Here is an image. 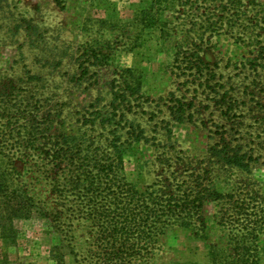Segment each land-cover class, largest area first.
Segmentation results:
<instances>
[{
    "label": "rangeland",
    "instance_id": "rangeland-1",
    "mask_svg": "<svg viewBox=\"0 0 264 264\" xmlns=\"http://www.w3.org/2000/svg\"><path fill=\"white\" fill-rule=\"evenodd\" d=\"M1 77L24 105L0 108V170L12 203L23 193L32 211L0 203L14 228L7 241L0 229V264H104L95 221L66 213L79 204L65 185L73 166L55 177L50 160L54 138L84 133L113 140L140 193L174 177L208 192L139 264H264V227L252 230L264 217V0H0ZM223 138L248 166L220 172L226 196L213 200L209 149Z\"/></svg>",
    "mask_w": 264,
    "mask_h": 264
},
{
    "label": "trees",
    "instance_id": "trees-1",
    "mask_svg": "<svg viewBox=\"0 0 264 264\" xmlns=\"http://www.w3.org/2000/svg\"><path fill=\"white\" fill-rule=\"evenodd\" d=\"M21 27L33 30L36 26L32 25L29 20H25ZM13 28L18 30L20 26L14 24L11 29ZM33 77L30 79H35L34 85H37L41 80L38 76ZM3 82V77H1L0 108L7 109V114H10L12 109H19L24 105L22 104L24 98L17 91L16 85L7 89ZM62 107L63 103L57 107L53 115H61ZM57 111L58 113L55 114ZM45 128L32 126L35 133L44 132ZM225 140L223 138L209 149L212 161L210 163L213 165L210 167V173L213 172L215 177V180H211L209 190L210 198L212 197L213 200L223 199L226 196L215 190L213 185L214 181L218 180L216 177L220 172L226 173L236 166H248V163L244 162L246 155L240 154L239 150L235 149L238 146H231ZM68 141L67 138H54L51 142L50 160L54 168L58 169L53 173L55 177L60 175L59 171L64 161L66 166H73L65 176V185L67 192L73 194L79 204L76 209L72 206L66 208V213L71 211V214L75 213L74 217L85 215L87 220L95 221L92 224L95 227L96 236L91 239V243L99 245L104 264H131L132 262L139 264L142 261L152 263V255L159 243L160 234L173 225L187 226L188 222L178 221L200 210V200L208 193L205 190L203 192L196 190L188 179H183L180 183L177 177L170 180L167 185L162 184L159 188L140 193L132 188L124 174L120 150L115 151L114 148L110 150L112 139L105 146L97 145L94 138L86 137L84 133L82 137L76 136L72 141ZM109 155L111 163L105 162V157ZM216 169H218L217 172H215ZM5 174L1 169L0 203L4 204L2 209L8 214H16L17 217L29 216L32 211L30 198L21 193L16 196L17 203H12L15 191L7 194L6 188L9 184H6L7 180L3 176ZM59 185V180H55L54 188L56 187L62 193L64 188ZM241 201L243 204L249 203L246 200ZM9 204H14L15 207L9 208ZM245 212L246 210L241 213ZM263 218L261 215L259 219L253 220L255 226L252 230L264 227ZM0 229L4 240L7 241L14 237V228L2 224Z\"/></svg>",
    "mask_w": 264,
    "mask_h": 264
}]
</instances>
